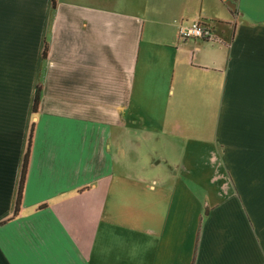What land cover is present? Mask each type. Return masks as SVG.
<instances>
[{
	"label": "crops",
	"instance_id": "crops-1",
	"mask_svg": "<svg viewBox=\"0 0 264 264\" xmlns=\"http://www.w3.org/2000/svg\"><path fill=\"white\" fill-rule=\"evenodd\" d=\"M231 1L0 0V264H264V0Z\"/></svg>",
	"mask_w": 264,
	"mask_h": 264
},
{
	"label": "rangeland",
	"instance_id": "rangeland-1",
	"mask_svg": "<svg viewBox=\"0 0 264 264\" xmlns=\"http://www.w3.org/2000/svg\"><path fill=\"white\" fill-rule=\"evenodd\" d=\"M161 122V121H160ZM161 123L164 124L162 121ZM175 123L167 124V134L164 136L168 145L174 147L173 149H178V146H185L191 143L195 138L200 139L201 137L208 138L210 134V122L207 120H197V121H184L181 123L182 129H178L175 126ZM127 141V138L125 139ZM164 140V139H163ZM169 150V161L172 164H177L179 161V155L173 153ZM115 158V162H116ZM131 157L126 156V164H133Z\"/></svg>",
	"mask_w": 264,
	"mask_h": 264
},
{
	"label": "built area",
	"instance_id": "built-area-1",
	"mask_svg": "<svg viewBox=\"0 0 264 264\" xmlns=\"http://www.w3.org/2000/svg\"><path fill=\"white\" fill-rule=\"evenodd\" d=\"M213 28L211 25L195 20L190 23H182L179 25L177 36L180 40L203 39L209 40L213 38Z\"/></svg>",
	"mask_w": 264,
	"mask_h": 264
},
{
	"label": "trees",
	"instance_id": "trees-1",
	"mask_svg": "<svg viewBox=\"0 0 264 264\" xmlns=\"http://www.w3.org/2000/svg\"><path fill=\"white\" fill-rule=\"evenodd\" d=\"M53 4H54V0H53ZM43 54L45 55V51H44ZM38 101H39V94H38V91H36L35 94H34V98H33V107H32V112L33 113H35L37 111ZM27 157H28V155L26 154L25 158H24V161H23V165H22V172H21V176H20L18 193H17V196H16L14 214H16L18 212V210L20 208V204H21V191H22L23 180H24V176H25V167H26Z\"/></svg>",
	"mask_w": 264,
	"mask_h": 264
},
{
	"label": "water",
	"instance_id": "water-1",
	"mask_svg": "<svg viewBox=\"0 0 264 264\" xmlns=\"http://www.w3.org/2000/svg\"><path fill=\"white\" fill-rule=\"evenodd\" d=\"M228 4L232 7L233 10L235 9V5H234V3H232L231 0H228Z\"/></svg>",
	"mask_w": 264,
	"mask_h": 264
}]
</instances>
